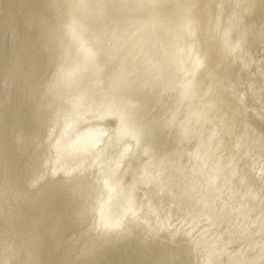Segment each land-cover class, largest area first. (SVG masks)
Instances as JSON below:
<instances>
[{
  "label": "bare ground",
  "instance_id": "bare-ground-1",
  "mask_svg": "<svg viewBox=\"0 0 264 264\" xmlns=\"http://www.w3.org/2000/svg\"><path fill=\"white\" fill-rule=\"evenodd\" d=\"M0 264H264V0H0Z\"/></svg>",
  "mask_w": 264,
  "mask_h": 264
}]
</instances>
